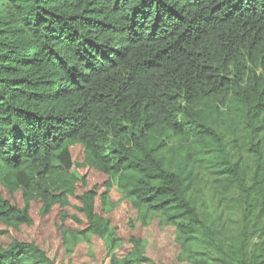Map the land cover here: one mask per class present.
<instances>
[{"label":"trees","instance_id":"16d2710c","mask_svg":"<svg viewBox=\"0 0 264 264\" xmlns=\"http://www.w3.org/2000/svg\"><path fill=\"white\" fill-rule=\"evenodd\" d=\"M220 98L251 136L248 180L207 121L204 105ZM173 139L197 150L217 143L214 167L243 197L236 243L216 241L187 178L167 168L161 152ZM77 145L111 180L103 202L117 186L175 226L180 264H264V0H0V238L32 226L33 193L43 216L70 206ZM96 197H79L87 227L78 235L114 253L121 241ZM0 264L56 263L14 240L0 246Z\"/></svg>","mask_w":264,"mask_h":264},{"label":"rangeland","instance_id":"374dc122","mask_svg":"<svg viewBox=\"0 0 264 264\" xmlns=\"http://www.w3.org/2000/svg\"><path fill=\"white\" fill-rule=\"evenodd\" d=\"M232 108V100L224 98L204 105L207 121L219 135L223 149L232 162L238 163L240 173L248 180L255 169V159L248 152L252 139L249 132L238 127L233 120ZM208 142L202 150H197L190 141L173 139L161 156L169 170L182 173L187 178L188 197L201 220L209 228L219 230L215 233L216 241L234 244L241 231L243 197L220 179L213 163L217 143ZM71 156L73 168L66 182L70 206L62 208L57 205L50 214L43 216L39 196L31 194L28 199L32 226L19 231L10 230L7 236L0 238V246H7L14 240L32 242L44 249L56 264H109L108 256L112 254L119 264L135 258L145 260L140 264H180L177 258L184 257L181 239L166 217L140 210L117 186L110 189L103 202L101 195L107 192V184L111 180L90 167L89 158L80 145L71 147ZM90 190L97 194L96 213L109 219L121 241L114 253L107 250L101 239L78 235L87 227L79 210L82 207L79 197ZM13 201L18 207H23L21 194L15 195ZM0 230H4L2 225ZM198 249L207 251L203 244L194 247V250Z\"/></svg>","mask_w":264,"mask_h":264}]
</instances>
